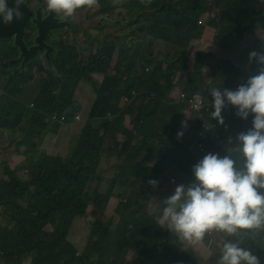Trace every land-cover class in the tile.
Masks as SVG:
<instances>
[{
    "label": "trees",
    "instance_id": "trees-1",
    "mask_svg": "<svg viewBox=\"0 0 264 264\" xmlns=\"http://www.w3.org/2000/svg\"><path fill=\"white\" fill-rule=\"evenodd\" d=\"M126 5L130 24H125L124 35L130 39L117 45L112 38L102 57L87 62L71 55L55 60V70L45 69L47 78L32 108L18 99L31 72L24 78L26 72L13 70L14 60L6 64L0 59V131L17 141L15 152L2 158L6 163L0 168V219L4 221H0V264H22L26 253L36 256L43 250L46 255L40 262L32 256L36 264H117L122 248L114 242V234L124 239L123 252L135 254L133 261L123 256L128 264H204L190 256L147 208L163 185L166 163L195 182L193 166L205 156L196 150L203 143V123L213 127L206 131L208 139L220 137L215 129L218 120L203 115L191 123L183 115L185 107L175 102L176 93L181 89L186 94L202 93L212 102V88L235 91L246 84L245 70L230 52L246 48L242 41L254 36L264 13L257 12L250 0H151L145 4L131 0ZM214 12L217 15L210 25ZM209 30L214 31L207 41L211 49L193 52L194 43L206 39ZM253 36L248 39L249 53L257 51L252 49ZM169 45L175 47L172 58L163 54L162 48ZM191 55L195 56L193 67ZM254 65L257 75L259 66ZM207 80L211 83L206 84ZM82 82L93 86L96 100L75 151L67 155L42 151L43 133L49 129L44 115L57 112L72 123L71 111ZM134 92L142 104L124 105V98L134 99ZM237 119L253 127V116ZM247 131L241 127L239 133ZM179 132L183 135L178 138ZM236 137L223 148L213 146L212 139L214 154L230 155L232 146H238ZM188 139L192 148L181 141ZM147 157L153 162L148 164ZM117 171L120 178L115 176ZM103 174L111 178L102 180ZM150 180L157 185H150ZM132 184L141 189L136 203L121 200L116 208L118 221L106 223L115 190L123 196ZM88 213L94 218L87 242V248L96 250L91 258L76 254V247L67 241L74 218H90ZM234 237L259 259L264 230Z\"/></svg>",
    "mask_w": 264,
    "mask_h": 264
},
{
    "label": "clouds",
    "instance_id": "clouds-1",
    "mask_svg": "<svg viewBox=\"0 0 264 264\" xmlns=\"http://www.w3.org/2000/svg\"><path fill=\"white\" fill-rule=\"evenodd\" d=\"M23 3L24 0H12L9 6L8 0H0V23L10 25L22 20ZM98 3L99 0H46V8L72 18L78 9H90ZM253 60L259 71L246 84L235 91L210 90L214 109L210 116L219 123L224 122L221 112L226 104L236 107V115L242 119L253 114L252 129L237 135L238 146L231 151L238 159L230 155L223 158L213 153L205 155L193 166L195 182L187 188L178 185L164 201L166 207L158 218V223L166 225L179 241L193 247L203 244L205 236L212 232L242 237L249 231L264 230V52H251L249 61ZM195 107H203V102ZM182 126H187L186 121H182ZM177 135L179 138L183 133ZM148 183L155 187L158 182ZM241 243L242 240L225 242L218 264H260L257 256L241 247Z\"/></svg>",
    "mask_w": 264,
    "mask_h": 264
},
{
    "label": "rangeland",
    "instance_id": "rangeland-1",
    "mask_svg": "<svg viewBox=\"0 0 264 264\" xmlns=\"http://www.w3.org/2000/svg\"><path fill=\"white\" fill-rule=\"evenodd\" d=\"M250 4L254 6L257 12L259 13H264V0H250ZM250 14H253V10L250 9ZM217 15V14H216ZM210 25L213 24V20L209 22ZM257 29L259 33H263V37L258 39V45L260 48H264V21L260 20L257 22ZM113 31V30H112ZM113 32H117L114 30ZM214 31L209 30V32L206 35V39L204 40H199L194 43L193 45V52L196 51H202V50H209L211 49V46L207 41H210L213 37ZM252 36V35H251ZM251 36H247L242 42L243 46L246 47L247 49L250 47V43L248 42V39ZM247 40V41H245ZM161 49V47H159ZM163 49V54L165 56H168L169 58H172L175 53V47L173 45L166 46ZM1 58V56H0ZM88 59H86V62ZM5 62V61H4ZM8 64L7 62H5ZM190 63L195 64V56L191 55ZM191 64V67H193ZM40 64H33L31 67H26L24 71L21 72H26L23 76L24 78L28 77V73L31 72L30 75V80L29 82L24 86L22 89V92L20 93L18 99L20 102L25 104L26 106H30L32 108V104L35 102L36 98L40 95L41 90L44 86V82L47 78V75L45 71H42L41 68L38 66ZM44 66V65H43ZM6 70L8 72L11 71V67L8 65L6 67ZM189 75V71H187L183 77L184 79ZM208 83H211V80H207ZM2 83L0 82V92L2 93ZM183 89L179 90L175 96H177ZM179 96V95H178ZM96 100V93L93 89V86L88 83V82H82L80 86L78 87L77 94L75 97V106L72 109L71 113L75 117L76 115H80L82 120L81 121H76L72 122V130L75 132H68L64 134L63 136L59 137V140L63 143L65 142H72V141H78L79 138L81 137V132L84 126L87 124V122L90 119V112L92 109V106ZM134 104L139 105L142 104V98H139L135 100ZM184 116L188 118V120L191 122V120L196 119L199 114L195 115L191 110L188 108L184 109ZM60 124V123H59ZM210 124V123H208ZM34 128H38V125L33 124ZM241 127L243 129H249V122L244 121V120H239V130L240 131ZM47 133V132H46ZM43 137H45V133H43ZM194 137V136H192ZM229 137L227 136V141L222 142L220 137H213V146H221V148L227 146L229 144ZM220 138V139H219ZM212 139L208 140V143L206 145V152H202L200 150V147L196 149L200 154L207 155L209 153L216 152V147L212 146ZM184 145L188 143V140H181ZM17 147V141L15 138H12L9 133L7 132H2L0 131V168L2 165H4L5 159H2L6 157L9 153H14ZM189 148H192V140ZM236 147H233L231 149H234ZM76 149V145L73 146L69 150H60L56 151L55 154H72ZM44 151V150H42ZM233 151V150H232ZM106 154V151L103 152V155ZM232 158L238 159V157L234 154H230ZM148 164L152 163L153 160L149 157H147ZM242 160V159H241ZM25 161H21L20 164H24ZM20 164L16 166H20ZM23 172V171H21ZM165 172L162 177L160 182L163 183L161 185L155 194V197L153 198L151 205L148 206L147 211L152 214V216L158 221V218L162 215L163 212V207H166L164 204V201L172 196L175 192V189L178 185H184L186 188L190 186L193 182L190 181L189 178L182 172L179 168L174 166L173 164L166 163L165 167L163 168V171ZM115 176L117 178L121 177V172L117 171L115 172ZM102 180L107 179L109 180L111 178V175L109 174H103L101 175ZM90 189L92 191L96 190L95 184H90ZM140 187L137 184H132L131 186H128L127 193H125L123 196L119 195V190H115L114 195H113V200L110 202V207L108 209V212L106 213V219L105 222H111L115 220L116 222L118 221V216L116 213V208L121 207V200H125L126 198L131 199L133 202L136 200V196L138 195L140 191ZM136 203V202H135ZM88 217L90 218H82V217H75L73 226L69 230V236H68V243L71 242L74 247H76L77 251L76 254L82 255L86 254L89 255L91 258L94 253L93 251H96L95 248H87V242L89 239V234H90V227L92 226V222L94 221V218L91 217V214L88 213ZM0 221L3 223V218L0 219ZM4 225V224H3ZM165 230L167 232H170L169 229L166 228V225H163ZM112 230V226H110ZM116 231V228H114V232ZM175 236V239L177 241L178 237L176 236L175 233H173ZM113 240L117 244L119 248H122L121 251L118 252L119 259L117 261V264H128L123 256H130L131 261L134 260L135 254L134 253H126L123 252L124 244L125 241L122 237H120L117 234L113 235ZM232 241L236 242V239L234 236H228L225 233H217V232H212L208 235L205 236L204 242L201 245L198 246H190L186 243L183 244L184 250L190 254L198 263H204V264H218L220 255H221V250L223 247V244L225 242ZM181 242V241H179ZM109 244V242H107ZM109 247V246H107ZM92 252V253H91ZM25 255H29V258L27 260L28 264H36L33 260V257H35L36 262H40L46 255L45 251L43 250L42 253H37L35 256L34 252L31 253H26ZM24 255V256H25ZM26 260L23 258L22 262H25ZM130 261V262H131ZM260 264H264V247L262 249V253L259 257ZM65 264V263H63Z\"/></svg>",
    "mask_w": 264,
    "mask_h": 264
},
{
    "label": "flooded vegetation",
    "instance_id": "flooded-vegetation-1",
    "mask_svg": "<svg viewBox=\"0 0 264 264\" xmlns=\"http://www.w3.org/2000/svg\"><path fill=\"white\" fill-rule=\"evenodd\" d=\"M127 1L131 2L99 0L97 6L78 9L74 17L64 18L49 12L46 0H24L21 10L29 13L30 19L25 30L21 31L23 36L0 41V59L8 64L14 60L11 64L14 71L21 70L23 62L27 67L40 64L38 66L42 71H53L56 68L55 60H63L68 55L76 57L78 61L100 58L107 51L112 38L117 40V45L130 39V35H124L125 24H130ZM38 24L50 26L48 30L44 26V34L41 35ZM67 24L69 27L65 29L56 28ZM36 46H39L37 50L34 49ZM49 49L56 52L48 55Z\"/></svg>",
    "mask_w": 264,
    "mask_h": 264
},
{
    "label": "crops",
    "instance_id": "crops-1",
    "mask_svg": "<svg viewBox=\"0 0 264 264\" xmlns=\"http://www.w3.org/2000/svg\"><path fill=\"white\" fill-rule=\"evenodd\" d=\"M263 29H264V27H263ZM257 31H258V29L256 28V33L254 34V36L252 35L253 36L252 37V42H253L252 49L257 50L256 52H264V48H260V46L258 45V39L263 37V33H259ZM246 51H247V49L243 48L241 46L240 49H238L234 52L231 51L230 55L235 60H237L238 62L241 63V65L243 66V68L245 70L246 79H249L250 77L255 76V74H254V72H255V65H254L255 60L250 62L249 61V54L250 53L248 51L247 52ZM207 83H208V81H206V84ZM205 88H207V86H205ZM207 101H208V99H207ZM208 102H210V101H208ZM210 103H212V102H210ZM236 111H237L236 107H234L230 104H226V106L224 107V110L222 112V115H221L223 118V121H224L223 124L219 123V121H218V123L215 125V129L217 130L218 136H220V138H221V139L220 138L219 139L222 142L227 141V136H231V138L233 140V138L236 137L239 133L238 132L239 122L237 119L238 116L236 115ZM194 114L197 115L196 113H194ZM78 116H80V115H78ZM209 116H210V114H209ZM252 116H253V114L249 115V117H252ZM198 117L201 118L200 115ZM80 118H81V116H80ZM196 119L191 120V123H194ZM81 120H82V118H81ZM47 124H49V129H48L47 133L45 134V137L43 138L42 149L44 151H46L47 153H49L50 155H56L55 154L56 151L69 150L73 146L77 145V143L79 142V140H78V141L63 143L59 140V137L63 136L64 134H66L68 132H75L72 130V124L71 123H65V124L47 123ZM203 124L209 126L210 128H213L211 125H209L207 123H203ZM251 128L252 127H249L248 130H250ZM193 136H195V135H193ZM190 144H191V139H188L187 145L190 146ZM62 155H67V154H62ZM28 258H29V255H25L24 259L26 261L22 262V264H28V262H27Z\"/></svg>",
    "mask_w": 264,
    "mask_h": 264
},
{
    "label": "built area",
    "instance_id": "built-area-1",
    "mask_svg": "<svg viewBox=\"0 0 264 264\" xmlns=\"http://www.w3.org/2000/svg\"><path fill=\"white\" fill-rule=\"evenodd\" d=\"M211 17L214 18L215 13H212ZM147 71H149V68L147 69ZM133 95H134V99H130L129 97L124 98V105L132 104L135 100L139 98V95L137 93L134 92ZM178 95L175 99V102L176 100H178V102H180L181 105H183L185 108H188L189 110H191L196 114H199L200 116L203 115L209 116L210 112H212L213 110L212 103L208 102L207 99L204 97V95L201 93L186 94L182 90ZM152 96L155 97L156 95L152 93ZM201 101L203 102V107L197 109L195 106L200 104ZM31 107H33V104ZM75 119L76 121H81V118L78 115L75 117ZM44 120L47 123H60V124H65L67 121L65 116H61L57 112L49 115H44ZM209 129H211L209 126L203 124V127L200 131V137L203 143L199 147L202 152H206V145L209 140L206 135V131Z\"/></svg>",
    "mask_w": 264,
    "mask_h": 264
},
{
    "label": "water",
    "instance_id": "water-1",
    "mask_svg": "<svg viewBox=\"0 0 264 264\" xmlns=\"http://www.w3.org/2000/svg\"><path fill=\"white\" fill-rule=\"evenodd\" d=\"M9 6H11L12 2L8 1ZM30 19V15L29 13H25L23 12V19L19 20V21H14L12 23V25H5L3 23H0V41L2 40H9L10 38L12 39V37H21L23 36V34H21V31L25 30V27L27 26V23ZM16 24H21L19 26H17ZM47 27V30L50 26V24H38V27L40 28V34L43 35V27ZM66 27H69V24L65 25V26H56L57 29L62 30L65 29ZM39 43L41 44L42 42L39 41ZM39 48V46H36L34 49L37 50ZM56 51L54 49H49L48 55L55 53ZM26 65L25 62H23L21 64V70H25L26 69Z\"/></svg>",
    "mask_w": 264,
    "mask_h": 264
}]
</instances>
